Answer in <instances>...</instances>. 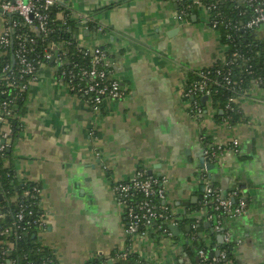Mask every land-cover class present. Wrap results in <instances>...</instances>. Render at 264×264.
<instances>
[{
    "label": "crops",
    "instance_id": "0c3cea01",
    "mask_svg": "<svg viewBox=\"0 0 264 264\" xmlns=\"http://www.w3.org/2000/svg\"><path fill=\"white\" fill-rule=\"evenodd\" d=\"M56 1L73 18L90 17L105 28L95 35L86 23L83 33L87 44L108 52L125 97L106 100L96 112L57 80L49 64L30 86L5 166L21 181L41 187L45 224L38 242L52 250L58 264L96 259L113 264L115 254L128 250L144 264H195L190 231L202 227L209 255L226 246L224 240L218 243L223 234L208 220L203 199L183 206L207 183L223 197L238 189L247 201L245 215L223 221L231 239L227 264H264L263 95L243 98V120L235 123L219 119L207 101L204 114L194 115L193 99L185 96L190 75L213 66L226 52L222 34L208 26L205 9L180 21L174 0ZM3 28L0 11V35ZM234 139L241 143L239 154L212 162L218 170L209 178L199 163L205 143ZM136 172L167 177L166 204L186 222L184 228L177 225L179 232L171 231L170 237L125 234L113 185Z\"/></svg>",
    "mask_w": 264,
    "mask_h": 264
},
{
    "label": "built area",
    "instance_id": "2783aa9c",
    "mask_svg": "<svg viewBox=\"0 0 264 264\" xmlns=\"http://www.w3.org/2000/svg\"><path fill=\"white\" fill-rule=\"evenodd\" d=\"M175 3L178 0H174ZM181 1V0H180ZM196 1V0H195ZM56 0H2L0 2V11L4 18V28L0 35V52L2 57L11 55L9 60L3 65L0 72V80H4L6 87L18 95L19 92L27 95L30 86L38 79L40 70L50 61L56 64L57 80L65 85L67 89L78 97L85 99L92 109L100 111L106 100H122L125 97V90L121 83L114 78L112 63L109 54L100 47H95L86 43L84 37V25L91 18L76 17L77 25L81 26V31L76 37V47L83 55L84 60H88V65L80 66L71 63L67 59L66 52L63 51V44L52 42L47 46L39 48L38 37H48L51 30L48 27L49 16L47 14L50 7L55 5ZM237 3H244L250 7L253 15L247 23H233L231 20L226 21V16L219 11L217 5L201 6L208 14V26L210 29L222 34L229 42H236L233 39V33L240 30H254L264 26V0H237ZM212 11V14L210 12ZM214 13V14H213ZM62 15V14H60ZM186 12L181 10L177 12L176 18L180 21L185 20ZM60 19L63 18L59 16ZM75 18V19H76ZM240 24V25H239ZM224 26V34L219 27ZM224 35V36H223ZM264 42V38L262 39ZM224 56L219 60L225 67H230L223 73L221 69L215 71L217 78L210 77V66L198 71V79L188 86L185 92L187 98H192V113L197 116L204 114V107L198 100L204 96L208 97L207 105L212 106V96L217 93L214 86H224L233 91L235 94L228 99L226 109L233 111L234 106L241 103L245 96L237 93L242 91L240 84L233 80V75L237 72L246 73L251 76L253 83L251 87L244 91L246 95L261 93L264 98V58L247 56L243 52L234 51L229 59L227 53L230 50L228 44ZM250 52L252 49L250 47ZM260 54V52H257ZM12 57L15 59V65L12 64ZM243 64H239L242 62ZM255 61L260 66V73L252 63ZM247 63V68H245ZM234 65V66H233ZM233 66V68H232ZM17 69V75L13 70ZM256 75V76H255ZM255 76V77H254ZM3 90L2 95L7 94ZM13 98L4 101L0 106V153H4L12 148V137L14 134L11 125V119L14 115L11 113L16 109ZM213 108V107H212ZM240 141L234 139L228 144H216L209 142L204 147V156L212 163L218 161L221 157L239 154ZM17 182L21 181L15 176ZM166 176H148L144 172H136L135 176L126 181H116L113 185V193L117 202L123 209L125 221V234L132 237H145L153 232V229H162L163 233L170 237L171 227L177 226L178 221L172 214L170 207L166 204L167 190ZM25 184V183H24ZM203 205L211 206L217 216L216 230L224 235L226 246L230 243V237L226 234L223 227L224 217H241L246 214L247 201L241 196L240 190L236 189L227 197H223L221 192L209 184L205 185ZM34 192L39 195L41 188H33ZM3 192L0 188V194ZM3 195V194H2ZM26 196L30 195L29 191L25 192ZM0 217L5 215L0 213ZM34 212L22 206L16 214L18 225L21 229L20 222L26 221L27 226H38L39 231L44 226V216L39 219L33 218ZM211 221L213 214L207 215ZM170 223L169 227H163L162 223ZM161 223V224H160ZM159 224V225H158ZM158 225V226H157ZM1 230V235L11 237L17 235L14 227H7ZM8 248L0 246V264H16L6 259L7 254L15 248L13 242L7 243ZM131 251H123L119 257L124 258ZM26 264H35L27 255H25ZM200 264H206L211 261L213 264H224L227 259V249H223L217 257L210 258L208 250L200 249L198 251ZM47 262V261H46ZM48 264V263H47ZM55 264H58L57 262ZM227 264V263H226Z\"/></svg>",
    "mask_w": 264,
    "mask_h": 264
},
{
    "label": "trees",
    "instance_id": "16d2710c",
    "mask_svg": "<svg viewBox=\"0 0 264 264\" xmlns=\"http://www.w3.org/2000/svg\"><path fill=\"white\" fill-rule=\"evenodd\" d=\"M213 4L217 5V8L220 12H222L227 18L226 21L231 20L233 23H247L250 18L252 17L253 13L247 5L244 3H237V0H178L176 1V5L178 7V11L185 10L186 15L185 19L190 20L193 15H197L199 8L201 6H212ZM49 16V23L48 27L50 28L51 32L48 37H38V44L39 48L43 46H47L52 42L61 43L63 44V51L67 54V59L74 64H78L80 66L88 65V60L83 59L82 53H80L76 47V37L78 36L79 27L77 25V21L73 18L72 12L62 6L61 3L57 2L55 5L50 7L47 12ZM60 14L63 15V18L60 19ZM212 14V11L210 12ZM214 14V13H213ZM240 25V24H239ZM87 28L93 34H99L98 30L102 28L101 24L98 23L97 20H90L87 23ZM105 31V28H102ZM219 30L224 34L225 28L224 26L219 27ZM103 31V32H104ZM224 36V35H223ZM264 38V26H261L254 30H240L236 33H233V39H236V42H229L228 39L222 37V40L225 44L230 46V50L227 53V57L230 59L231 55L234 51H239L245 53L247 56H255V57H262L264 58V42L262 39ZM250 47L252 52H250ZM102 49V48H101ZM107 52L105 49H102ZM260 52V54H257ZM108 53V52H107ZM11 55L7 57L4 56L0 60V72L3 65L9 60ZM257 71H259L260 66L253 61ZM49 65L56 68V64L53 61L48 63ZM239 64H243L239 62ZM247 63H245V68H247ZM214 67L210 69L211 75L214 79L217 78L215 71L217 69H221V71L226 72L230 67H225L224 64H221V61H217ZM234 66V65H233ZM232 66V68H233ZM111 70V68H110ZM260 70L258 73H260ZM14 75H17V69L13 70ZM256 76V75H255ZM254 76V77H255ZM191 82L190 85L196 81L198 77V72L193 73L190 75ZM233 80L240 84V88L242 91H237L238 94L242 96H247L244 91H247L251 84L253 83V79L251 76L246 75V73H236L233 75ZM4 80H0V106L1 104L10 98H13V103L11 105H15L16 109L11 113L14 117L11 119V125L14 130L13 137L20 128L19 119L23 114L24 105L26 102V95L19 92L18 95L14 91H10L6 86ZM218 91L212 96V107L216 109L217 117L219 119L228 120L230 123H235L238 121L243 120L242 111L240 108V104L234 106L233 111H228L226 109V105L228 103V99L234 95L235 93L224 86H214ZM7 90L6 95H2V91ZM201 106V98L198 100ZM205 110V109H204ZM1 127V125H0ZM12 137V138H13ZM207 141L205 143L208 144ZM204 145V146H205ZM10 152L6 151L4 153H0V188L3 192L2 199H0V213L4 214L5 217H0V229H4L7 227H14L15 231L18 232L17 235H12L11 237H6L5 235H1L0 230V246L4 248H8L7 243L13 242L15 244V248L11 250L10 253L7 254L6 259L10 261L16 262V264H26L27 260H25V255L28 254L29 258L35 262V264H55L57 262L55 254L47 247L42 246L38 242V234H39V227L36 226H27L25 219L24 221L20 222L21 229H17L14 226L18 225L16 214L20 211L22 206L27 207V209L32 210L34 212L33 218H40L43 215V212L40 208V195L37 192L33 191V188L40 187L38 184L30 183V182H17L15 179V173L10 168H7L6 162L10 158ZM25 183V184H24ZM41 188V187H40ZM29 191L30 195L26 196L25 192ZM202 207V205H200ZM208 207V214H213V218L211 220L212 224L216 226L217 216L215 212L212 210L211 206ZM226 217L223 218V221ZM178 225L181 227H185V220H178ZM161 224V223H160ZM159 225V224H158ZM157 225V226H158ZM170 223H162L163 227H169ZM202 227L194 229L188 233V237H190L192 241V245L197 251L196 256L197 262L199 263L198 258V251L200 249L208 248L203 243L202 239L200 238V230ZM154 235L157 237H166L167 235L163 233L162 229H153ZM219 233V232H217ZM132 237V236H131ZM224 249H227V259L224 260L223 263L226 264L229 262L230 259V252L229 249L225 246ZM120 253L115 254V261L113 264H144L136 255L128 254L126 257L121 258L119 257ZM47 261V262H46ZM88 264H106L101 259H96L93 262ZM206 264H213L211 261H208Z\"/></svg>",
    "mask_w": 264,
    "mask_h": 264
},
{
    "label": "water",
    "instance_id": "95a60500",
    "mask_svg": "<svg viewBox=\"0 0 264 264\" xmlns=\"http://www.w3.org/2000/svg\"><path fill=\"white\" fill-rule=\"evenodd\" d=\"M60 3H61V2H60ZM85 34H86L87 37L90 36L89 31H86ZM12 64H13V66L15 65V59H14V57H12ZM207 100H208V97H206V96L202 97V98H201V102H202V104L205 105V102H206ZM8 152H10V150H8ZM199 163H200V167L202 168V170H206V171L209 173V178H212V173L218 170V166L215 165V164H211V162H210L207 158H205V157L200 158ZM205 188H206V187L203 186V187L201 188V194H200L199 196H197V197L191 199L189 202H187V203H183V206L189 207L191 204H195L197 201L202 200L203 197H204ZM241 189H242V187H241ZM224 194L226 195L227 192L224 191ZM2 198H3V197H2V194H0V199H2ZM204 210L207 212V211H208V207L205 206V207H204ZM193 216H195V215H193ZM199 217H200V216H199ZM193 218H194V217H193ZM199 219L201 220V218H199ZM190 228H191V227H189V229H190ZM171 231H172V232H179V228H178L177 226H172V227H171ZM223 240H224V235H220V236L218 237V243H219V244L223 243ZM195 253H197L196 250H195ZM219 254H220V252L217 251V252H215V253H210L209 256H210V258H212V257H214V256H218Z\"/></svg>",
    "mask_w": 264,
    "mask_h": 264
},
{
    "label": "rangeland",
    "instance_id": "374dc122",
    "mask_svg": "<svg viewBox=\"0 0 264 264\" xmlns=\"http://www.w3.org/2000/svg\"><path fill=\"white\" fill-rule=\"evenodd\" d=\"M84 37H85V35H84Z\"/></svg>",
    "mask_w": 264,
    "mask_h": 264
}]
</instances>
